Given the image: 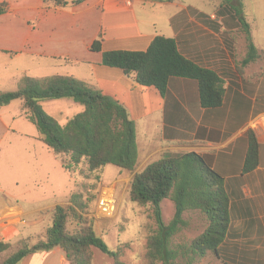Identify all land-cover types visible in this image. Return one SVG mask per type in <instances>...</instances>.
Segmentation results:
<instances>
[{
	"label": "crops",
	"instance_id": "crops-1",
	"mask_svg": "<svg viewBox=\"0 0 264 264\" xmlns=\"http://www.w3.org/2000/svg\"><path fill=\"white\" fill-rule=\"evenodd\" d=\"M6 1L9 9L0 14L1 70L7 75V61L25 56L45 73L30 76L73 75L122 102L136 136L137 160L129 179L164 155L195 151L212 156L224 177L230 220L218 255L208 252L196 264H264V0L232 5L220 0H85L63 8L46 7L42 0ZM240 17L257 51L252 59ZM100 33L101 50H91ZM157 35L174 38L184 56L219 76V105L202 106L191 78L171 77L160 94L102 64V51L144 50ZM248 130L257 149L251 168L245 169ZM57 203L23 205L0 192V240L34 238L46 229L45 214ZM25 222L28 229L23 230ZM15 264L68 261L55 246Z\"/></svg>",
	"mask_w": 264,
	"mask_h": 264
},
{
	"label": "trees",
	"instance_id": "trees-1",
	"mask_svg": "<svg viewBox=\"0 0 264 264\" xmlns=\"http://www.w3.org/2000/svg\"><path fill=\"white\" fill-rule=\"evenodd\" d=\"M84 1L42 0L46 7L55 8ZM234 2L220 0V4L232 5ZM8 9V2L0 1V14ZM239 21L246 32L248 59H252L256 55V48L243 18L240 17ZM101 42L100 33L90 49L100 51ZM102 64L118 68L125 75H133L138 84L151 87L160 94L165 92L171 77L191 78L197 83L202 106H217L221 101L219 76L184 56L171 37L157 35L144 50L102 51ZM60 98H71L82 105V109L64 124H59L41 104L47 99ZM14 99L20 100L26 117L38 131V138L60 159L67 173L71 174L81 162L92 173L107 164L128 171L135 169L137 147L134 121L124 104L114 97L73 75L36 77L24 74L19 88L0 90V107ZM247 135L249 146L244 160L245 169L251 168L257 149L252 130H248ZM212 161V156L195 151L168 154L133 174L128 189L130 200L139 204L151 203L153 206L157 228L148 235L145 252L151 264H196L208 252L218 255V246L226 235L230 220L229 196L223 174L212 165ZM165 200L171 201L174 206L173 217L167 222L163 219L160 206ZM80 205L76 203L77 207ZM185 212H197L204 218L205 226L190 241L172 244V237L188 225L183 216ZM50 213L51 222L44 236L30 245L27 244L30 237L22 238L21 246L0 264H15L30 253L55 246L64 250L68 264H91L92 247L110 256L114 264H120L119 248H109L86 221H82V225L74 232L66 230V206L55 204ZM9 246V242L0 240V251Z\"/></svg>",
	"mask_w": 264,
	"mask_h": 264
},
{
	"label": "rangeland",
	"instance_id": "rangeland-1",
	"mask_svg": "<svg viewBox=\"0 0 264 264\" xmlns=\"http://www.w3.org/2000/svg\"><path fill=\"white\" fill-rule=\"evenodd\" d=\"M3 61L0 60V64ZM7 62V75L0 67L1 91L19 88L24 71L27 74H45L41 71L43 68L36 71L34 66H30L32 62L25 56L20 57L19 61ZM41 104L59 124H64L82 108L80 103L71 98L47 99ZM37 136L38 131L27 119L19 99L0 107V190H3L0 192L13 202L23 205L39 200L60 202L57 204L68 209V232L79 229L82 221H86L109 248H119L120 264H151L146 259L145 252L147 237L157 228L153 206L151 203L139 204L130 200L128 189L131 179L128 175L132 171L127 170L126 174L119 175L117 166L107 164L92 173L87 170L86 164L81 162L69 174L63 170L60 159ZM109 184L113 186L116 208L113 214L103 215L96 207V197L99 189ZM76 203L81 204L80 207H77ZM160 206L165 222L171 220L174 214L173 203L165 200ZM183 216L188 225L172 237V244L190 241L205 226L204 218L197 212H185ZM30 217L28 215L24 219L29 220ZM50 218L51 213L45 214L43 222L46 228L51 222ZM20 227L26 230L28 224L22 223ZM38 227L36 226L37 229ZM45 230L42 229L34 238H28L27 244L42 238ZM21 242V239L10 242L9 247L0 251V263L21 246ZM91 249V264H114L113 259L106 253L96 247Z\"/></svg>",
	"mask_w": 264,
	"mask_h": 264
},
{
	"label": "built area",
	"instance_id": "built-area-1",
	"mask_svg": "<svg viewBox=\"0 0 264 264\" xmlns=\"http://www.w3.org/2000/svg\"><path fill=\"white\" fill-rule=\"evenodd\" d=\"M96 207L103 215H111L116 208V199L113 188L102 186L96 197Z\"/></svg>",
	"mask_w": 264,
	"mask_h": 264
}]
</instances>
